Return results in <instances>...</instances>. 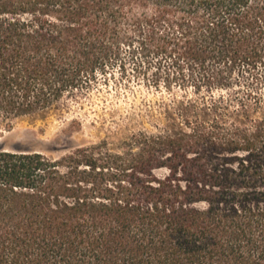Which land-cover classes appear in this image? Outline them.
<instances>
[{
  "label": "trees",
  "instance_id": "trees-1",
  "mask_svg": "<svg viewBox=\"0 0 264 264\" xmlns=\"http://www.w3.org/2000/svg\"><path fill=\"white\" fill-rule=\"evenodd\" d=\"M124 53L186 63L209 97L115 149L0 145V264H264V0H0V126Z\"/></svg>",
  "mask_w": 264,
  "mask_h": 264
},
{
  "label": "rangeland",
  "instance_id": "rangeland-1",
  "mask_svg": "<svg viewBox=\"0 0 264 264\" xmlns=\"http://www.w3.org/2000/svg\"><path fill=\"white\" fill-rule=\"evenodd\" d=\"M126 73L114 71L85 96L64 100L45 114L0 126V145L58 155L66 150L107 141L115 149L139 132L155 134L168 126V116L209 97L197 88V73L162 55L123 54ZM135 65V66H134ZM263 89H261L262 91ZM214 91V90H213ZM227 95L230 92H213Z\"/></svg>",
  "mask_w": 264,
  "mask_h": 264
}]
</instances>
